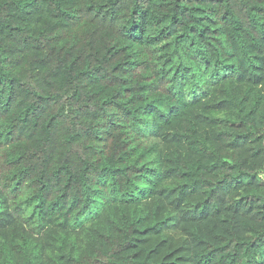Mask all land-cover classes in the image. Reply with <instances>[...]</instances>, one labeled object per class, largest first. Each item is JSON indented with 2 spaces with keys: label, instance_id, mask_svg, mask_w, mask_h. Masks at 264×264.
Returning <instances> with one entry per match:
<instances>
[{
  "label": "trees",
  "instance_id": "trees-1",
  "mask_svg": "<svg viewBox=\"0 0 264 264\" xmlns=\"http://www.w3.org/2000/svg\"><path fill=\"white\" fill-rule=\"evenodd\" d=\"M0 264H264V0H0Z\"/></svg>",
  "mask_w": 264,
  "mask_h": 264
}]
</instances>
